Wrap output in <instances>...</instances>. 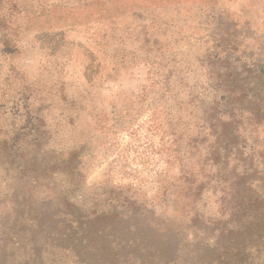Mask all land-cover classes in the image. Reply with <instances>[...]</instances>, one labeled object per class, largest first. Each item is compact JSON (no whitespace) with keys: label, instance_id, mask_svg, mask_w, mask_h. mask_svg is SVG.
Here are the masks:
<instances>
[{"label":"rangeland","instance_id":"obj_1","mask_svg":"<svg viewBox=\"0 0 264 264\" xmlns=\"http://www.w3.org/2000/svg\"><path fill=\"white\" fill-rule=\"evenodd\" d=\"M0 264H264V0H0Z\"/></svg>","mask_w":264,"mask_h":264}]
</instances>
